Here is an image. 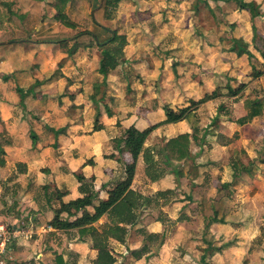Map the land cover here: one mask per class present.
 Listing matches in <instances>:
<instances>
[{
    "label": "crops",
    "instance_id": "crops-1",
    "mask_svg": "<svg viewBox=\"0 0 264 264\" xmlns=\"http://www.w3.org/2000/svg\"><path fill=\"white\" fill-rule=\"evenodd\" d=\"M128 1L121 0L118 3L117 9L115 8V12L111 14L110 22L122 17L118 15V10H122ZM219 1L157 0L158 4L164 6L166 10L161 11L157 7V10L153 11L161 19L164 18L163 21L167 24L169 32H175L178 35L183 32L182 28H185L186 33L183 32L185 38L189 32L198 35L205 30L203 34L218 39L220 47L212 56L211 62L201 59L202 56L205 57L202 51V49L205 50V46L198 45V52L194 56L189 53L190 55L186 57H170L173 47L168 45L164 49L159 48L157 53L154 52L155 57H151L150 60L143 58L136 61L138 68L143 64L149 65L146 69L144 68V73L131 74L132 78L127 79L126 73L119 65L108 73L105 86L102 84L103 76L98 71H89L86 65L91 60L88 55L96 54L95 51L99 48L90 36V34L98 36V31L94 33L92 29L88 32L89 34H86L90 40L78 45L80 41L75 37L39 42L22 39L23 36L5 37L7 35L4 32L18 31L23 28L6 22L3 25L0 24V32L4 34L0 41V147L4 151L0 159L4 164L0 166V169L5 170L10 163L17 162L20 166L19 171L12 170L5 184L10 186L9 182L12 180V183L19 187L16 188L13 185L14 187L11 188L16 191L18 189L20 197L29 198L26 203L27 209L21 215L22 224H24L21 225L22 233L9 247L6 264L8 262L57 264L56 256H62L67 264H93L98 254V250L93 247V237L88 233L82 235L78 228L59 230L50 227L48 222L53 218L54 209L59 207L60 202L68 203L81 198L87 192L95 196L93 205L106 200L108 192L124 178V166L133 162L130 150L124 146L122 141L126 131H143L165 120L163 110L165 106L177 111L187 107L190 101H198L216 89H219L220 96L200 105L192 113L191 119L194 126L187 120L164 124L153 130L145 140L143 151L136 162L135 175L130 187L137 197L135 204L137 208L132 215L133 222L118 223V220H112L107 214L91 226L95 227L97 234L102 236L105 230L114 224L125 227L126 234L123 242L111 236L107 238L108 250L115 258L114 264H237L238 259L247 254L248 247L243 245L241 238L245 237L244 243L247 244L248 235L236 236L235 244L227 243L217 247L214 246L212 238L207 239V235H204L207 231L209 236L216 239H218L216 234L224 233V237L230 236V233L235 230L233 222L226 218L216 217V212L213 216L203 218L197 209L193 212L188 210L193 207L198 208L203 204H208L213 208L217 202L220 205L226 201L231 204L230 198L225 197L221 189L225 191L224 187L232 186L233 170L227 171L225 168L222 173V167L211 171L206 167H197L198 169L191 170L193 176L189 187L186 183L187 171H182V168L177 167L183 164L188 157L183 162L168 166L161 154L168 140L182 134H191V129L197 131L200 123L196 113L202 112L206 104L223 98L236 102L245 93L247 88L245 82H240L236 87L229 83L232 80V71L242 70L245 77H250L252 69L255 68L251 66V56L247 51L238 56L230 50L232 39H242L248 44L249 35L228 37L227 34L238 28L234 23H232L233 26L228 25L227 22L221 23L216 11L220 12L225 3ZM258 1L264 4V0ZM1 2H4L3 10L11 14L9 16L13 17L12 11H18L16 8L14 10L16 0H1ZM25 2V0H18L20 6L17 5V7L20 11L30 12L29 8L32 6L25 8ZM43 3H47L48 8L54 10L51 0H42L41 6ZM35 4L37 10L41 9L40 3ZM99 12L103 17L104 12ZM203 13L210 15V18L206 23H199ZM243 16L248 15L244 12ZM42 26L44 25L32 26L29 28L30 32H39ZM105 28H102L104 32H106ZM133 29L136 27H131L129 31L132 32ZM128 36L130 38L131 33ZM191 40L193 39H188V46L195 47L190 45ZM127 49H132L129 40L124 48L125 53ZM263 50L262 48L257 51L264 60ZM81 54L85 57L82 60L80 59ZM140 55L146 57L147 53ZM128 57L126 59H130ZM225 57L231 65L228 71L223 72L220 66L215 68L213 64L221 65V60ZM240 59L245 60V63L238 65ZM202 63L209 64V72L200 70L205 68L199 65ZM162 65H165V69ZM171 66H173L172 70H176L172 71L173 73L170 72L171 69H168ZM98 68L99 66L97 70ZM160 72L165 75L166 79L161 80L159 85L157 76ZM237 74L233 76L237 77ZM3 76L7 78L3 79ZM223 79L224 83H222ZM156 81L157 87L151 86ZM116 84L119 87H125L124 93L130 99H134V96L138 98L139 93L147 97L140 104V110L136 104L126 100L122 104L123 109L120 108L119 102L123 98L120 97L121 92L116 93ZM241 84L245 85L242 92L236 96L227 95L228 87L235 89ZM97 85L103 86V89L99 91ZM201 87H203L202 90H206L201 97L197 99L189 97L190 94L191 96L198 95ZM169 90H176L177 93H169ZM93 95L94 98L91 99ZM183 95L186 97L185 101L182 105L175 106V99L182 98ZM245 101H248V98L240 102L243 109L241 115L230 118L227 114L229 118L225 120H230L231 123L240 126L252 125L259 116L245 124L237 122L247 114ZM262 101L264 103V100ZM218 108L219 111L224 110L221 104ZM230 108L235 110L234 106ZM29 111L32 112L31 115L37 117V122L33 123V120H29L30 117L27 119ZM220 118H222L221 115L215 113L212 117L213 121H207L212 124L219 123L223 126L222 128L226 129L224 121ZM95 123L96 130L93 129ZM40 126L44 130L42 139H38L36 135V129ZM102 126L103 129L96 132ZM239 130L235 129V131ZM196 131L194 130L195 135ZM207 134L205 131L201 137V143L211 142ZM28 136L32 139L30 144L26 145L25 139ZM225 136L229 135L225 134ZM154 137L162 139L160 149L159 147L156 149L157 146L154 144L150 145ZM210 137L213 139L214 135ZM75 141L83 145V148L77 145L72 146ZM198 141L196 135V140H191L189 153L192 144ZM70 144L71 147L68 148ZM230 144L225 141L220 148H226ZM203 154L206 155V152ZM86 159H92L94 164L83 168L81 175H75L76 169L79 170L80 165ZM148 166H150L149 169H147ZM231 166L233 167V163ZM155 170L161 173L158 178ZM228 172L229 175H227ZM82 176L87 179L85 182L81 180ZM67 181L70 182L69 185ZM248 186L244 185L240 190L245 193ZM214 189L219 192L217 195L213 194ZM56 192L63 196L59 198ZM243 193L242 196L249 197L248 194ZM23 207L26 208V206ZM164 208L166 210L164 213L169 212L170 214L162 218L158 215H161ZM87 210L92 213L93 206L87 207ZM62 217L67 216L63 214ZM74 219L75 217L69 218L70 221ZM245 233L246 231L241 234ZM196 235L206 240L204 243L206 246L199 251L190 246L192 243L196 244L194 241L197 238ZM249 238L252 240L253 237Z\"/></svg>",
    "mask_w": 264,
    "mask_h": 264
},
{
    "label": "rangeland",
    "instance_id": "rangeland-1",
    "mask_svg": "<svg viewBox=\"0 0 264 264\" xmlns=\"http://www.w3.org/2000/svg\"><path fill=\"white\" fill-rule=\"evenodd\" d=\"M25 1L27 2H25V8L27 6H32V8H29L30 12L20 11V9H18L17 7V5H19L18 0H16L14 10L16 8L18 11H12L13 17H11L9 16L11 15L9 12L3 10L4 2H1L0 0V7H2L1 10H3H0V24L3 25V23L6 22L15 26H21L23 28H19L21 30L18 31L4 32L5 35H7L5 37L14 35L18 37L23 36L22 39H31L37 42L43 40L48 41L71 39L72 37H75L78 39V41H80L78 45H81V43L84 44L85 41H89L90 38L86 34L79 35V33L91 32V30L93 29L94 33L98 31V38L102 43L108 40V38L110 37V33L104 32L102 30L103 27H107L111 30H115L119 35H125L126 43L124 46H122V53H120V55H122V58H120L119 65H121L123 72L126 73L127 79H130V77L132 78L131 74L134 75L135 73H144V68L146 69V67H148L149 65L146 66L145 64H143L142 67L138 68L136 61L143 58H148L150 60L151 57H155L154 52L157 53L159 48L164 49L169 45L170 47H173L170 51V57H186L190 55L189 53H192V56L196 55L198 52V45L205 46V50L202 49L205 57L202 56L201 59L211 62L212 56L217 53L220 47L218 39H215V37L212 36L209 37L208 34H203V31L205 30H203L198 35H194L192 32H189L185 38V28H182L184 33L181 32L178 33V35L175 32H169L167 30V24L163 21L164 18L161 19V17H158V14L155 15V13L153 12L157 10V7H159L158 9H160L161 11L166 10L164 6H160L158 4L157 0H129L122 10H118V15H121L122 17H119L118 19L115 18L113 22L105 19L104 15L103 17H101L100 15L99 11L104 12L103 0H72L64 10L65 16L67 15L66 18L71 23H73L72 27H67L64 23L58 21L57 19H54L56 10H50L47 3H43V6H41L42 0ZM219 2L225 3V5H222L220 12L216 11L221 23L223 24V22H227L228 25L231 24L230 26H233L232 23H234L238 28L237 30H233L231 33L227 34L228 37H231V35L234 37L249 35V40L247 46H245V51H247L251 56V66L255 67V69H257L258 71H263L264 60L261 58L259 51L257 50L262 48L264 49V4L262 5L258 0H220ZM35 3H40L41 9L37 10V6H35ZM240 4L244 5L245 7L241 9L239 7ZM115 8L114 10L112 8L110 9L112 10V14L113 12H115ZM33 10L35 11L34 13ZM244 12H246L248 16H243ZM209 16L210 15L203 13V15L200 17L199 23H206L208 18H210ZM192 21H190V23H192ZM35 25L44 26L40 28L39 32H30L29 28ZM96 25H99V27H97ZM7 27L11 28V26ZM131 27H136V29H133L131 32L129 31ZM130 33L131 36L130 38H128V35ZM3 37V32H0V41ZM188 39H193L191 40L190 45H193L195 47L188 46ZM127 40L130 41L132 49H127V52L125 53L124 48L127 45ZM117 44L118 43L116 42L112 46L116 47ZM110 46L107 42L106 44L99 46L98 50L95 51L97 52L96 54L89 53L90 55H88V58H91V60L86 64L88 66V69H90L89 71H98L97 67L100 64V60L108 51V48ZM117 47H119V45ZM154 47H156L157 49ZM141 53H147L146 57L144 55L139 56V54ZM80 57L81 60L85 58L84 54H81ZM126 57L130 59H126ZM136 57L138 58L136 59ZM226 57L221 60V65L214 63L213 65H215V68H218V66H220L223 72L228 71L231 64ZM141 61L143 63V60ZM243 63H245V60H238V65H241ZM199 65L205 67L201 68L200 70H203L206 73L207 71L209 72V64L202 63ZM164 66L165 65H162V68L165 69ZM172 68L173 66L168 68L169 70L171 69L170 72L176 71L174 69L172 70ZM236 73H238L237 77H234L233 75ZM231 75L235 78L234 79L231 77L232 80L229 81L232 86L236 87L240 82L246 83L247 88L245 90V93H243L236 102H233L234 100L227 98L219 100L220 102H209L204 106V110H202V112L196 113V115L198 114L197 120L200 123V127H198L196 131V135L198 136L199 141L196 144H192L188 159H186L183 164H180L177 167L182 168V171H187L186 183L188 184V186L191 185L192 182L191 177L193 175H191V170L198 169L197 167H206V169H208L209 171L219 170L222 167V173L225 171V168L227 169V171H229V169L233 170V175H235L236 173V177L233 176L234 179L232 180V186H230V188L224 187L225 191L221 189V193L225 197L230 198L231 204L226 201L225 203L223 202V204L220 205L217 202L213 205V208L208 206V204H203L201 206L199 205L198 208L193 207L192 209L188 210L193 212L197 209V212L202 215L203 218L213 216L214 212H216V217H221L224 219L226 218L228 219V221L233 222V226H235V230L237 232H234L235 230H233L230 233V236H225L226 239L223 236L224 233L222 235L216 234V236H218V239L214 238L213 236H209L207 231L204 233V235H207V239H213L212 241L215 247L227 243L235 244V241H237V239L235 238L236 236L244 237L243 235H248L247 244L244 243L245 237L241 238L243 241V245H246L248 247V252L243 256V258L238 259L237 264H264V163L261 162L262 157H264V106L262 107V113L255 119L252 125L240 126L238 124H234L233 122L231 123L230 120H225L229 117L235 118L237 117V115L242 114L241 111L243 109L240 103L241 100L245 98H248V100L250 101L258 98L264 100V75L260 76L257 79L252 78L253 80L250 78L252 77L251 75L250 77H245L242 70H239V72L238 70H236L235 72L232 71ZM165 79V75L160 72L157 76L158 84L160 85V81ZM157 81L155 82V84H151V86L157 87ZM224 81L225 80L223 79L222 83H224ZM115 88L117 90L116 93L118 94L121 92L120 97L123 98L119 102V104H121V109H123L124 106L122 104L126 100L134 103V105L136 104L140 110V104L147 98L139 93L138 98L134 96V99H130L128 98V95L124 93L125 87H119L116 84ZM202 88L203 87L200 88V93L198 95L193 94V96H191L190 94L189 97H193L195 99L201 97L202 94H204V92L206 91L202 90ZM99 89V91H101V89H103V86L100 85ZM205 89H207L206 86ZM138 90H140V88H138ZM169 93L174 94L177 93V91L169 90ZM183 96L182 98L179 97L175 99V106L182 105V103L185 101L184 99L186 98L185 96L183 98ZM93 98L94 95L91 96V99ZM219 103L224 106L223 111H219ZM230 106H234L235 110L231 109ZM167 109L171 110L169 107L165 106L163 108L164 112H166ZM215 113L221 115L222 118H220V120L224 121L226 129L222 128L223 126L219 123L212 124V122L210 123L209 121H207L212 120V117L215 116ZM31 114V111L27 112V119L28 117H30L29 120H33V123H35V121L37 122V117ZM227 114H229L230 116ZM249 123L251 124L252 122ZM41 129V126L36 129V135L38 139H42L44 136V130ZM102 129L103 126L96 132ZM235 129L240 130L235 131ZM191 131L193 132L194 130L191 129ZM205 131H207L208 133L207 136L209 135V140L211 141L210 143H208V141H206V143H201V137ZM222 132H224L226 135L228 134L229 136H225V134H223ZM212 135H214L213 139H211L212 137H210ZM248 137L251 140H248ZM31 139L29 136L26 137L25 144L29 145ZM161 141L162 139L160 137H154L151 139L150 145L154 144V146H157L156 149H158V147L160 149V147L162 146ZM225 141H227L229 144L231 142L232 143L226 146V148H220L222 147L221 145L225 143ZM73 145H77V147L83 148V145H80L77 141L72 143V146ZM70 147L71 144L68 146V148ZM204 152H206V155L203 154ZM10 162L13 161L10 160ZM232 163L233 167L231 166ZM238 163H241V165L239 166ZM91 164H94L93 160L86 159L80 165L79 170L76 169L75 175H81V170L87 166L90 167ZM36 165L38 166L39 163ZM242 166L244 169L242 168ZM19 167V164L16 162L15 164L10 163L9 167L5 170L0 169V223H6L10 221L15 222L16 224L24 225L22 224L23 220L21 219V215L22 213H25L27 209L26 203L29 201V198L26 196L20 197V192L18 191V189L16 191L11 188L14 187L13 185H15L16 188L19 187L16 186V184L12 183V180H10L9 182L10 186H6L5 184V180L9 178L8 174H10L14 169L18 172ZM24 167L27 169V165H25ZM236 167H238V172L235 171V169L237 170ZM168 170L169 169L165 171ZM155 173L158 174L159 172L155 170ZM227 175H229V172ZM81 180L85 182L87 179L82 176ZM66 183L68 185L70 184L69 181H67ZM244 185H249L248 190H246V192L244 190V192L249 195V197L247 198L246 196H242L243 192L240 190V188H242ZM215 192L216 191L214 189V195H217V193H219ZM23 206H26V208H24ZM162 211L161 215H158L162 218H164V216H167V214H170L169 212L164 213V211H166L165 208ZM244 231H246V233L241 234L244 233ZM196 236L197 238L194 240L196 244L192 243L190 246H192V248L195 247V249L199 251L203 246H206V244H204L206 240L205 238H201L200 235ZM249 237H253L252 240H249L251 239Z\"/></svg>",
    "mask_w": 264,
    "mask_h": 264
},
{
    "label": "trees",
    "instance_id": "trees-1",
    "mask_svg": "<svg viewBox=\"0 0 264 264\" xmlns=\"http://www.w3.org/2000/svg\"><path fill=\"white\" fill-rule=\"evenodd\" d=\"M72 0H51L53 8L56 10V15L54 19L64 23L67 27H72L73 23H71L65 16L64 10L66 9L67 5ZM121 0H103V8H104V18L110 19L112 10L118 5ZM239 7L242 9L245 6L240 4ZM106 32L110 33V37L108 40L104 42H100L98 36L95 34H90L92 37L93 43L98 46L104 45L108 42L109 48L108 51L103 55L100 65L98 68V72L103 76L102 84L105 85V79L109 72L115 70L120 64V58H122V46L125 45V35H119L115 30H111L109 28H105ZM82 34H89L86 33H79ZM118 43L117 46L113 47L114 43ZM232 46L230 50L235 52L238 56L245 53V43L242 39H232ZM264 42V40H263ZM264 75L263 71H258L257 69L253 68L251 76L252 78H258ZM7 77L4 76L3 79ZM245 89V85L241 84L237 88L232 89L228 87V96H236L240 92ZM220 96L219 89H216L211 94H206L204 97L199 99L198 101H190L187 107L179 109L177 111L167 109L165 112V120L152 125L143 131H126L125 137L122 139L124 142V146L127 147L133 159L131 164H126L124 166V178L120 180L109 192L108 197L104 201H100L98 205H93V200L95 196L93 193L87 192L81 198H77L75 200H71L68 203L60 202L58 208L54 209L53 211V218L48 222V225L54 229L59 230H69L78 228L79 232L84 235L88 233L93 237V247L98 250L97 258L93 264H114L115 258L108 250V243L107 238L111 236L118 241H124V236L126 234L125 227L121 226L120 224H114L110 226L105 233L102 235L97 234V229L91 226L93 223L97 222L100 218L104 215H109L112 220H118V223H125L130 224L133 222L134 218V211L136 210V200L137 197L135 196L134 192L131 190V184L135 175V168L138 156L143 151V145L147 137L161 125L169 124V123H177L180 121L187 120L191 125L194 126V123L191 119L192 113L202 104L216 99ZM262 100H248L245 101L244 105L247 109V114L245 117L240 118L237 120L240 124H245L249 120H252L254 117L259 116L262 113V107L264 103ZM97 121V119H96ZM94 130L97 129V125L95 123ZM196 131V129H194ZM58 132V131H55ZM191 140H196V135L194 131L191 134H182L173 139L168 140L164 146L162 153L165 159V162L168 166L177 163L183 162L189 154V146ZM120 152H122L120 150ZM0 154H4L3 149L0 147ZM261 162L264 163V158L261 159ZM3 160L0 159V166H2ZM241 165V164H240ZM239 165V166H240ZM148 166L147 169H149ZM239 171L238 167H236ZM243 168V166H242ZM244 169V168H243ZM161 175V173L156 174L157 178ZM236 177L235 175H233ZM233 177V179H234ZM59 198L63 196V194L56 192ZM93 206V212H89L87 207ZM65 214L67 217L63 218L62 215ZM75 217L74 220L70 221L69 218ZM89 226V227H87ZM57 264H67L62 256H56ZM8 264H17L14 262H8Z\"/></svg>",
    "mask_w": 264,
    "mask_h": 264
},
{
    "label": "built area",
    "instance_id": "built-area-1",
    "mask_svg": "<svg viewBox=\"0 0 264 264\" xmlns=\"http://www.w3.org/2000/svg\"><path fill=\"white\" fill-rule=\"evenodd\" d=\"M21 228V225L9 221L0 223V264H6L9 247L21 235Z\"/></svg>",
    "mask_w": 264,
    "mask_h": 264
}]
</instances>
